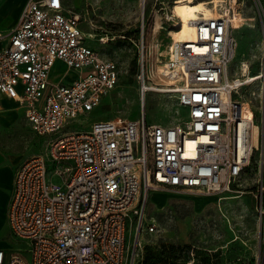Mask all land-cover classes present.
Instances as JSON below:
<instances>
[{"label": "built area", "instance_id": "obj_1", "mask_svg": "<svg viewBox=\"0 0 264 264\" xmlns=\"http://www.w3.org/2000/svg\"><path fill=\"white\" fill-rule=\"evenodd\" d=\"M194 23L193 39L172 41L161 81L151 80L142 56L141 115L97 120L87 130L69 127L100 106L119 69L86 44L80 17L64 0H28L7 39L0 31V96L24 107L35 132L52 136L45 153L18 167L8 205L10 231L27 242L29 257L0 249V264H134L128 223L143 213L151 191L231 190L255 151L264 189V86L255 138L256 110L252 105L254 117L244 116L238 97L245 84L264 80V65L251 76L230 78L237 48L231 20ZM58 60L78 76L54 81ZM152 90L175 94L187 118L148 122L145 99ZM54 173L64 177L65 188L50 181Z\"/></svg>", "mask_w": 264, "mask_h": 264}, {"label": "rangeland", "instance_id": "obj_2", "mask_svg": "<svg viewBox=\"0 0 264 264\" xmlns=\"http://www.w3.org/2000/svg\"><path fill=\"white\" fill-rule=\"evenodd\" d=\"M64 2L68 10L80 17V26L87 33L86 44L114 60L119 69L115 88L103 97L99 107L80 114L69 129L87 130L97 120L118 116L138 118L142 56L151 80L161 81L159 75L169 59L172 35L178 30L179 19L171 14L176 0H144V8L142 0ZM219 8L225 16H235L232 25L237 48L228 68L230 78L242 76L243 62L249 64L250 74L258 73L264 65V0H225L223 8ZM78 73L58 60L51 77L54 81L70 82ZM263 86L264 80H255L242 86L238 95L256 110L255 121L260 127ZM12 102L9 107L21 111L18 103ZM2 106L6 107L5 102ZM145 110L148 122L162 125L187 118V109L179 104L175 94L167 91H149ZM29 127L23 123V130L12 126L0 133L1 149L17 153L11 157L14 160L22 158V152L26 159L46 149L49 135L41 136L30 128V137ZM258 157L259 152L255 151L231 190L217 194L151 191L143 213L128 223V245L130 251L135 249L134 264H264V215H260L264 189ZM50 181L65 188L64 177L59 174H51ZM150 225L154 226L153 231ZM0 249L7 253L19 251L29 257L27 242L14 237L8 224L0 228Z\"/></svg>", "mask_w": 264, "mask_h": 264}, {"label": "crops", "instance_id": "obj_3", "mask_svg": "<svg viewBox=\"0 0 264 264\" xmlns=\"http://www.w3.org/2000/svg\"><path fill=\"white\" fill-rule=\"evenodd\" d=\"M27 1L28 0H0V31L6 35V39L8 38V34L12 30V28L18 23L23 8ZM12 100L14 99H11L6 95L0 96V133L2 132V130H4L5 127H12V126H15L16 129H18V127L20 126L21 127L20 129L23 130V123H24V126L27 127L30 126L28 130L29 133L27 132L26 133L29 134L28 136L31 137L30 128L32 129V126L25 115L24 107L21 106L19 102L14 100L18 103V106L21 107V111L19 112L14 111L12 107H9L10 103H13ZM2 102H5L6 107L2 106ZM21 116H25V119L23 120ZM51 138L52 136L50 135L48 139L46 138L47 140L46 149L39 153H45L47 151L50 145ZM0 146H2L1 139H0ZM14 154L17 153L15 152L8 153L7 151L2 150L0 147V228L8 224V220H7L8 205L14 186L15 173L18 167L27 158L33 155L31 154L25 159L26 154L22 152L21 154H24V156L20 159L14 160L11 158L12 156H14ZM34 154H38V153H34Z\"/></svg>", "mask_w": 264, "mask_h": 264}, {"label": "bare ground", "instance_id": "obj_4", "mask_svg": "<svg viewBox=\"0 0 264 264\" xmlns=\"http://www.w3.org/2000/svg\"><path fill=\"white\" fill-rule=\"evenodd\" d=\"M144 0H142L143 2ZM225 5V0H210V1H193V0H176L172 12L174 16H177L178 21V30L172 35V41L186 39H193L195 37V23L194 20L199 18H214L221 17L225 14L220 13V6ZM235 7V6H234ZM230 8V7H229ZM171 10V9H170ZM232 24L235 22V16L233 14H227ZM164 72L167 71V67L164 66ZM161 71V70H157ZM163 72V71H161ZM241 74L247 75L249 74V64L247 62H243L241 67ZM249 76H251L249 74ZM239 78V77H237ZM242 100V99H241ZM243 114L244 116L254 117V111L252 108L246 104L244 100H242ZM258 134V125L254 122L253 135L254 138ZM242 174L232 178L230 187L232 184L237 182V180L241 177Z\"/></svg>", "mask_w": 264, "mask_h": 264}, {"label": "water", "instance_id": "obj_5", "mask_svg": "<svg viewBox=\"0 0 264 264\" xmlns=\"http://www.w3.org/2000/svg\"><path fill=\"white\" fill-rule=\"evenodd\" d=\"M143 8H144V1H143Z\"/></svg>", "mask_w": 264, "mask_h": 264}]
</instances>
